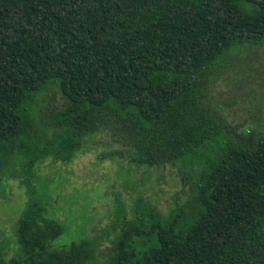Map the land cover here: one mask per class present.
Returning a JSON list of instances; mask_svg holds the SVG:
<instances>
[{
  "label": "trees",
  "instance_id": "1",
  "mask_svg": "<svg viewBox=\"0 0 264 264\" xmlns=\"http://www.w3.org/2000/svg\"><path fill=\"white\" fill-rule=\"evenodd\" d=\"M263 38L264 0H0V166L7 147L28 140L71 161L97 133L121 146L102 159L186 160L190 211L159 214L148 228L156 243L143 250L136 236L147 229L125 222L114 264H264V132L234 140L198 88L234 45ZM52 84L63 102L36 110ZM220 135L216 158L191 167V154ZM45 211L31 199L18 222L22 254L2 264L96 259L103 236L53 247L64 227Z\"/></svg>",
  "mask_w": 264,
  "mask_h": 264
},
{
  "label": "rangeland",
  "instance_id": "2",
  "mask_svg": "<svg viewBox=\"0 0 264 264\" xmlns=\"http://www.w3.org/2000/svg\"><path fill=\"white\" fill-rule=\"evenodd\" d=\"M202 81L198 85L202 94L199 99L217 110L229 136L241 140L251 133L264 132V38L234 45L204 70ZM45 91L35 102L36 110L48 105L46 98L53 105H61L63 98L55 84L49 88V96ZM226 143L225 135H220L208 143V148L191 154V167L210 164ZM114 147L121 146L114 144L108 134L97 133L87 137L86 146L71 161L50 155L51 150L30 140L26 145L5 149L0 166V264L22 254L18 222L32 198L45 205V216L64 227L53 240V247L69 246L86 238L98 243L99 236H103L96 259L87 264H114L112 239L125 222L137 218L148 230L161 218L159 214H169L178 204L190 211L194 198L192 179L185 184L186 160L158 168L131 163L128 155L98 157L101 151ZM46 153L45 160L36 159L38 154ZM195 173L193 170L192 178ZM141 197L149 203L144 204ZM146 231L136 236L139 250L156 243L155 235Z\"/></svg>",
  "mask_w": 264,
  "mask_h": 264
}]
</instances>
